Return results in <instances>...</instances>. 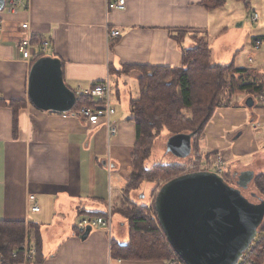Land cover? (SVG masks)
Wrapping results in <instances>:
<instances>
[{
  "label": "crops",
  "instance_id": "obj_1",
  "mask_svg": "<svg viewBox=\"0 0 264 264\" xmlns=\"http://www.w3.org/2000/svg\"><path fill=\"white\" fill-rule=\"evenodd\" d=\"M20 1L18 12H11L6 4L0 11V99L25 101L17 120L8 105H0V220L31 225V237L26 233V238L36 255L29 264H167L165 259L112 256L113 240L129 242L125 219L115 210L124 199L149 206L153 189L144 195L143 191L126 193L136 143L130 101L139 96L140 72L124 68L180 67L183 49L200 38L209 41L214 20L218 36L231 30L236 16L231 20L222 12L228 0L214 10H207L202 0H126L124 10L108 8L107 0ZM254 1L251 9L257 13ZM257 15V20L264 19V10ZM24 22L34 37L50 40L48 56L60 59L64 80L75 94L109 77L116 135L109 133L104 121L94 125L80 116L41 110L30 102L33 62L23 59L18 49ZM263 25L247 41L252 49L246 66L264 64ZM113 29L121 34L110 41ZM258 39L262 46L254 54ZM112 72L118 79L114 85ZM247 98L237 104L232 98L228 106L218 108L199 141L203 154L221 153L226 158L232 177L247 170L254 177L264 174V105L256 102L249 108ZM29 195H35L39 212L30 211ZM109 211L111 234L91 230L82 239L78 222Z\"/></svg>",
  "mask_w": 264,
  "mask_h": 264
},
{
  "label": "trees",
  "instance_id": "obj_2",
  "mask_svg": "<svg viewBox=\"0 0 264 264\" xmlns=\"http://www.w3.org/2000/svg\"><path fill=\"white\" fill-rule=\"evenodd\" d=\"M236 1L243 3L247 11L252 8V0ZM226 2L227 0H202L201 4L207 10H214L224 6ZM179 38H182L181 34L177 36V39ZM210 46L207 39H197L193 47L183 49L180 67L168 65L130 67L138 70L140 76L139 96L131 98L130 101V119L136 126V143L132 155L131 178L126 187L128 195H134L146 183L155 181L161 175L172 174L167 180L169 181L185 174L179 172L183 167L175 164L160 162L147 167L154 144L163 132L167 131L170 136L194 132L192 140L194 159L208 160L214 153L203 154L199 141L216 110L228 106L231 99L239 94H251L255 100L264 93V72L262 74L253 67H239L234 62L217 63L212 59ZM76 96L75 108L94 105L90 97L78 93ZM0 105H8L17 120L20 109L25 107V101L7 103L0 99ZM228 176L230 173L226 171L223 177L226 180ZM257 179L264 192V174H259ZM115 211L125 219L129 242L119 244L113 240V257L139 260H167L171 257L172 251L158 225L155 209L156 219H153L145 205L139 206L124 199ZM259 230L256 264H264V222ZM26 233L31 237L30 224L26 225L24 221L0 220V264H15L19 260L13 253L23 246Z\"/></svg>",
  "mask_w": 264,
  "mask_h": 264
},
{
  "label": "water",
  "instance_id": "obj_3",
  "mask_svg": "<svg viewBox=\"0 0 264 264\" xmlns=\"http://www.w3.org/2000/svg\"><path fill=\"white\" fill-rule=\"evenodd\" d=\"M6 4L0 0V11ZM30 102L45 111L67 112L77 96L66 84L60 59L44 56L31 68L28 80ZM256 101L248 96L246 105ZM195 133L177 134L167 140V150L185 159L192 153ZM231 185L218 173L200 170L181 174L160 187L154 209L160 227L185 264H237L258 237L264 222V199L250 201L242 190L254 179L251 170L234 174ZM88 228L82 239H86Z\"/></svg>",
  "mask_w": 264,
  "mask_h": 264
},
{
  "label": "built area",
  "instance_id": "obj_4",
  "mask_svg": "<svg viewBox=\"0 0 264 264\" xmlns=\"http://www.w3.org/2000/svg\"><path fill=\"white\" fill-rule=\"evenodd\" d=\"M6 6H9L11 12H18V7L21 4L20 0H5ZM8 3V4H7ZM107 6L110 9H126V0H107ZM21 29L24 31V35L18 41V49L22 54L23 59L33 62L41 57L48 56L51 42L47 38L35 39L34 35L30 32V26L28 22L21 23ZM1 30V28H0ZM121 32L118 29H113L109 32V40L114 41L120 36ZM262 46V40L258 39L255 47L260 48ZM80 94L88 96L94 102L93 106H82L81 108H75V106L64 112L66 116L76 115L82 117L85 121L91 124H98L104 121L107 124L109 133L116 135L118 133V127L113 120V116L116 113V109L111 102V82L109 77L93 83L86 89H80ZM261 101H264V96L260 97ZM202 169L214 171L223 176L227 171V164L223 161V155L217 153L208 160H204L202 163ZM166 182L163 183V185ZM160 189V188H159ZM158 189V190H159ZM30 211L39 212L40 206L36 201L35 195H29ZM155 199V198H154ZM104 229L111 234L112 221L111 211L107 215L98 216H85L77 224L76 230L79 235L84 234L86 230ZM259 237V236H258ZM258 237L253 243L244 251L237 264H256L257 255V241ZM170 245V244H169ZM171 247V246H170ZM172 255L166 260L167 264H185L181 257L174 252L171 247ZM36 255V248L30 243L28 238H25L23 246L13 253L16 259H19L15 264H29ZM21 258V259H20Z\"/></svg>",
  "mask_w": 264,
  "mask_h": 264
},
{
  "label": "rangeland",
  "instance_id": "obj_5",
  "mask_svg": "<svg viewBox=\"0 0 264 264\" xmlns=\"http://www.w3.org/2000/svg\"><path fill=\"white\" fill-rule=\"evenodd\" d=\"M253 6H254L253 9H255L257 13L252 9L247 11L243 4L238 3L235 0H228V4L226 5V8H224L222 12L226 13L231 18V20L234 16H236V18L233 21V27L231 28V30H229L227 33L222 34L220 36L216 34V30H215L216 20H214V23H213L214 26L211 27L212 30H210L208 39L211 45L210 46L211 50L213 51L212 59L215 62L221 63V64H230L235 59L236 60L235 64L239 67H244L248 65V56L250 54L252 47L249 43H247V41L250 35L253 34L251 32H253L255 28H258L261 25H263V22H264L263 18L262 19L259 18L257 20L258 18L257 14L259 13L261 15L262 11L264 10V2H261L260 0H255L253 2ZM19 8H20V5L18 9ZM255 48L257 50L254 51V54L256 53V51H260L258 50L260 48H257V47ZM261 49H262L261 51H264V46ZM256 66L257 67H255L254 69L263 74L264 64L263 65L258 64ZM246 67H249V66H246ZM124 71L131 72L132 69L126 66V68H124ZM136 71L139 72L138 70ZM111 80L113 82V85H114V82L118 80L117 75L114 72H112L111 74ZM78 94L81 95L80 92ZM250 95L251 94H248V93L239 94L238 96L233 97L235 100L233 99L232 102L233 103L235 102L236 104L238 102L242 103V100H245L247 96H250ZM113 96L115 95L113 94ZM262 96H264V93H261L258 96V98H255V101L257 102L256 106L264 105V101L263 100L261 101L260 99V97ZM115 124L117 126V123ZM255 126L258 127V125H255ZM254 129L259 130L260 128L254 127ZM169 136L170 134L167 131H165L156 140L154 144L152 156L147 161V167H152L157 163L164 162L166 164H171V165L175 164V165H180V167H183V170L179 171L180 173H186V172L190 173V172H194L197 170H202L203 161L194 159V150L191 153V155L185 159H180L174 156L172 153L168 152L167 138H169ZM223 161H225L226 164H228L225 157H223ZM250 167L252 166H249V168ZM171 175L172 174H169V173H167L166 175H161L155 181L146 183L143 188L137 191L138 193L139 191L142 190L143 195H144L146 194V191L148 189L153 187L152 192H151L152 196H151V199H149L150 200L149 206H146L149 214L152 216L153 219H156V215L154 212V198L158 192V189L163 185L164 182H166L171 177ZM258 175L259 174L255 175L254 179L249 184V186L242 190V193L250 201L255 202V203L260 202L261 198L264 199V192L262 191V188H260L258 184V179H257ZM230 179L231 181L232 180H234V182L236 181V179H234V177L232 176H230ZM141 200H144V199H141ZM158 225L160 226V224ZM259 234H260V231H259ZM259 234L258 236H260Z\"/></svg>",
  "mask_w": 264,
  "mask_h": 264
},
{
  "label": "flooded vegetation",
  "instance_id": "obj_6",
  "mask_svg": "<svg viewBox=\"0 0 264 264\" xmlns=\"http://www.w3.org/2000/svg\"><path fill=\"white\" fill-rule=\"evenodd\" d=\"M226 180L231 184V185H236L237 181L234 182V180L231 181L230 176L226 177Z\"/></svg>",
  "mask_w": 264,
  "mask_h": 264
}]
</instances>
